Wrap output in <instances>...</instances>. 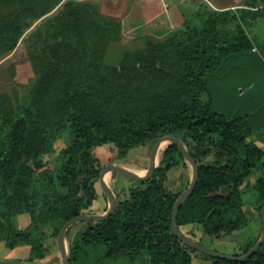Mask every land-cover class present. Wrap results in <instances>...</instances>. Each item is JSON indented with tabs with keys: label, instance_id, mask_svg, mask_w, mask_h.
Returning <instances> with one entry per match:
<instances>
[{
	"label": "trees",
	"instance_id": "obj_1",
	"mask_svg": "<svg viewBox=\"0 0 264 264\" xmlns=\"http://www.w3.org/2000/svg\"><path fill=\"white\" fill-rule=\"evenodd\" d=\"M190 4L193 10L183 13L177 26L165 25L158 38L139 34L138 46L123 49L107 64L108 47L124 25L104 15L99 3L0 0V59L22 42L35 70L23 95L0 92V242L10 249L29 245L30 260L47 257L46 226L57 233L67 220L94 212L104 167L98 149L114 148L118 160L124 159L133 147L152 146L165 135L179 137L199 164L196 188L178 213L179 229L204 244L206 237L248 226L243 185L254 171L264 170L259 144H264V123L257 122L264 105L253 112L217 111L209 79L223 81L236 66L233 59L253 52L264 0L222 9L206 1ZM168 6L165 22L177 15ZM60 139L67 146L54 168L40 170L43 155L54 153ZM213 155V162H205ZM181 160L178 147L168 145L154 176L135 180L113 214L96 224L73 225L66 235L70 264L87 246L106 247V257L134 260L146 254L150 264H194L196 255L211 264H264V243L238 262L202 254L172 233L173 207L181 193L170 191L166 181ZM255 203L260 209L264 205V174L256 182ZM22 213L32 218L25 229L14 223Z\"/></svg>",
	"mask_w": 264,
	"mask_h": 264
},
{
	"label": "rangeland",
	"instance_id": "obj_2",
	"mask_svg": "<svg viewBox=\"0 0 264 264\" xmlns=\"http://www.w3.org/2000/svg\"><path fill=\"white\" fill-rule=\"evenodd\" d=\"M92 1L100 4L104 15L112 18H119L124 25L118 40L108 47L105 62L110 64L113 61L116 62L120 51L126 48H133L140 44V41L135 40L139 34L147 33L154 38H158L161 37L158 32L164 31L165 25L166 27L177 26L180 22V16H182L183 13L189 14L193 10V6L190 4L191 2L206 1L213 8L222 9L235 7L244 3L246 0H113L116 1L115 5L111 4L112 0ZM165 4L172 6H168L170 8L168 9L169 12H171L172 8L177 14L172 18H168L166 22L162 19ZM166 15L169 16L164 13V16ZM161 20L164 21V25ZM33 28L34 27H32V29ZM259 32H261L264 37L263 20L259 22L255 28V34ZM259 41H262V39ZM252 58H247L248 60H246L245 63L243 62L244 60L240 62L235 61V68L230 71L222 82L214 78L209 79V89L212 94V107L215 110L220 112H231L234 110L232 109L233 105L237 104V108L253 112L259 106L264 105V93L261 94L264 89L259 83L261 80L255 81L247 74L248 69H250L252 65ZM34 77L35 70L27 57L26 49L22 42L19 43L11 54L0 59V92H8L11 94L18 93V95L21 96L28 91L29 84ZM263 82L264 81L261 83ZM249 84H251V90L247 87ZM237 88L240 94L244 93L243 101L237 99ZM170 144V142H165L163 146H161L158 164L161 155ZM259 144L264 147L262 142H259ZM66 146V139L58 140L55 143V152L43 155L42 161L44 166L40 170L53 169L57 161V156ZM151 148L152 146L149 144L135 146L129 151L126 158L119 160L117 158V150L114 148H100L97 153L104 166L115 162L130 170L146 174L151 166ZM215 158V155L210 156L205 159V162H213ZM28 161L33 163L31 158H28ZM263 174L264 170L254 171L243 185L244 195L249 202L247 214L250 223L248 226L234 231L231 234H223L220 238L206 237L203 240L205 246L225 254H234L237 252L242 254V248L245 247L246 243L254 239L257 235H261V209L258 207V204H254V202L256 182ZM193 175L194 169L192 165L186 160H181L168 171L166 185L173 193H182L189 186L193 179ZM134 181V179L117 172H108L107 174V182L116 192L118 199L125 198L128 195V188L134 184ZM96 187L100 197L96 200L93 213H104L105 210L109 208L110 201L108 197L104 196L106 193L100 181L97 182ZM79 227L80 224L73 227L70 230V234L74 235ZM189 227H186L185 230ZM193 229L197 232L198 236L202 235L199 227H194ZM57 236L58 232L56 233L52 227L46 226L44 228L45 245L51 246L53 242V246L59 248ZM66 239L68 243V238L66 237ZM46 248L48 250V255H50L49 246H46ZM102 249L106 251V247L103 246ZM100 252L101 251L96 252V255L100 256Z\"/></svg>",
	"mask_w": 264,
	"mask_h": 264
},
{
	"label": "water",
	"instance_id": "obj_3",
	"mask_svg": "<svg viewBox=\"0 0 264 264\" xmlns=\"http://www.w3.org/2000/svg\"><path fill=\"white\" fill-rule=\"evenodd\" d=\"M164 142H170L171 144H175L180 153L183 155L184 159L188 161L193 169H194V175L193 179L191 180L189 186L178 196L174 203L173 207V213H172V226L171 230L172 233L185 245L189 246L192 249H195L196 251L209 255L211 257L220 258V259H227L232 261H238L242 262L251 256H253L256 251L261 247V245L264 243V205L261 207L260 213L262 217V232L257 240V242L244 254L240 255H234V254H225L218 252L216 250H213L204 244L200 243L197 240H194L193 238L187 236L184 234L178 227L177 219H178V213L179 210L183 204V202L188 199L194 192L196 185L199 180V164L197 163L196 159L190 154L188 151L186 145L184 142L177 136L174 135H165L163 137H160L151 148V166L146 174H140L136 171L130 170L127 167L119 164V163H109L105 165L102 168L101 174H100V182L105 190V193L110 201V205L107 211L104 213H82L78 216H75L69 220H67L63 226L60 228L57 236V243L59 246V249L62 254V262L61 264H70V254L68 250V243L66 239V235L68 230L75 225L78 222L82 221H90L93 224H96L99 221L107 219L111 214H113L118 206V196L116 192L110 187L108 182L106 181V175L108 172H117L122 175H125L131 179L134 180H148L152 178L156 172V169L158 167V156L160 152V148ZM0 264H25L21 263L19 261L15 260H4L0 261Z\"/></svg>",
	"mask_w": 264,
	"mask_h": 264
},
{
	"label": "crops",
	"instance_id": "obj_4",
	"mask_svg": "<svg viewBox=\"0 0 264 264\" xmlns=\"http://www.w3.org/2000/svg\"><path fill=\"white\" fill-rule=\"evenodd\" d=\"M116 1H111L112 5H115ZM262 32V31H261ZM256 33L258 41H255L256 47L253 49V52L250 55L247 56H238L235 59H233V62H240L241 60L245 63L247 58H252L251 62L252 65L250 69H248V76L254 79L255 81H259L262 88L264 89V48L260 47V44L264 43L263 35L262 33ZM262 39V41H259ZM250 62V63H251ZM215 79V78H214ZM217 80V79H216ZM219 82H222L221 80H217ZM252 89L251 84L247 86ZM237 91V89H236ZM264 93V90L261 94ZM260 94V95H261ZM241 96H244V93L241 94ZM239 99V98H237ZM238 102V100H237ZM237 108V104L233 105L232 109ZM246 111V110H245ZM249 111V110H247ZM258 123H264V114H261L258 118ZM139 173V172H138ZM141 174V173H140ZM32 221L31 215L29 213H22L19 215H16L14 217V223L15 226L19 229H25L27 228ZM49 246L50 255H48L45 258H37L34 260H30V257L32 255V250L29 245H21L15 248H8L5 244V242H0V261L4 260H15L19 261L21 263L25 264H61L62 262V254L60 249L56 246H53V242ZM101 251V255L97 256L96 252ZM194 264H211L209 260H206L202 258L201 256H194ZM73 264H150L149 257L146 254H140L138 255L134 260H131L129 257L126 256H118V257H106L105 251L101 247L96 246H87L85 247L84 251H81L77 258L74 260Z\"/></svg>",
	"mask_w": 264,
	"mask_h": 264
},
{
	"label": "bare ground",
	"instance_id": "obj_5",
	"mask_svg": "<svg viewBox=\"0 0 264 264\" xmlns=\"http://www.w3.org/2000/svg\"><path fill=\"white\" fill-rule=\"evenodd\" d=\"M164 143H165V142H164ZM164 143H163V144H164ZM163 144H162V146H163ZM106 181H107V175H106Z\"/></svg>",
	"mask_w": 264,
	"mask_h": 264
}]
</instances>
